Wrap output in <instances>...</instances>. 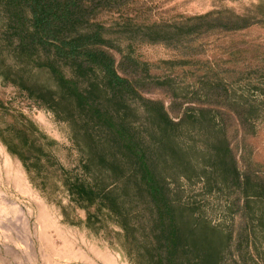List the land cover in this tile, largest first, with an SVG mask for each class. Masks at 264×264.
<instances>
[{
  "label": "rangeland",
  "instance_id": "obj_1",
  "mask_svg": "<svg viewBox=\"0 0 264 264\" xmlns=\"http://www.w3.org/2000/svg\"><path fill=\"white\" fill-rule=\"evenodd\" d=\"M85 6L93 9L85 25L101 28L99 49L113 58L117 74L172 122L181 121L173 138L206 150V123L193 112L209 111L224 122L237 170L249 178L247 192L264 188V0H96ZM9 27L0 4V128L11 113L22 112L45 136L35 145L52 157L43 168L49 178L31 185L0 144V264H150L153 234L147 215L136 211L138 201L112 190L125 217L123 240L121 217L109 201L96 198L105 201L100 212L84 209L58 178L52 164L87 183L98 181L81 170L78 147L85 145L65 105L56 109L38 99L40 90L55 89L37 67L50 54L21 55ZM190 159L197 170L199 158ZM167 182L216 240V264H264V198L245 197L232 185L209 191L197 181Z\"/></svg>",
  "mask_w": 264,
  "mask_h": 264
},
{
  "label": "trees",
  "instance_id": "obj_2",
  "mask_svg": "<svg viewBox=\"0 0 264 264\" xmlns=\"http://www.w3.org/2000/svg\"><path fill=\"white\" fill-rule=\"evenodd\" d=\"M95 1L0 0L16 37L17 52L31 55L40 49L50 54L37 67L47 71L55 89L40 90L38 99L56 109L59 103L65 105V113L76 123L85 145L78 147L83 155L81 170L85 176L91 174L103 181L87 183L57 164L52 167L77 197L78 206H95L100 212L105 201L102 204L96 198L110 202L121 217L123 240L127 233L125 217L115 204L112 190L118 187L125 199L138 201L136 211L147 215L153 234L150 264H216V240L197 218L187 214L188 208H194L181 204L167 181H197L209 191L232 185L245 197L252 194L260 199L264 198V188L247 192L249 178L237 170L225 139L224 122L213 120L209 111L193 112V117L206 123L202 138L206 150L180 145L173 138L181 121L172 122L158 103L138 96L132 83L117 74L113 58L99 49L105 44L101 28L85 25L93 10L85 3L94 6ZM58 64L69 68L72 77L67 78ZM39 137L45 136L20 114L13 123L0 128V143L7 151L29 171L43 176L52 155L44 146L35 145ZM196 155L197 170L190 159Z\"/></svg>",
  "mask_w": 264,
  "mask_h": 264
},
{
  "label": "crops",
  "instance_id": "obj_3",
  "mask_svg": "<svg viewBox=\"0 0 264 264\" xmlns=\"http://www.w3.org/2000/svg\"><path fill=\"white\" fill-rule=\"evenodd\" d=\"M23 115V116H25L22 112H17V111H14L13 113H11V115L9 116L10 117V119H11V121H7V120H4V122H3V124H4V127L6 126V125H9V124H11V123H13L14 122V120H15V116L16 115ZM27 117V116H26ZM1 144V143H0ZM5 147V146H4ZM5 149H6V147H5ZM6 151H7V149H6ZM7 153L10 155V156H12L13 158H15L16 160H18V162H19V169H20V172H21V174H22V177H24L25 178V180H26V182L27 183H30L31 185H33L34 184V181L33 180H37V179H39V180H42V179H46L47 177L49 178V176H47V174H45V175H43V176H40L39 175V173L38 172H36V171H34V170H30L29 171V169H28V167L21 161V160H19L18 158H16L15 156H13V155H11L8 151H7ZM59 165V167L60 168H62V166L60 165V164H58ZM63 169V168H62ZM66 171V170H65ZM39 188H42V187H39ZM45 188H43V190H44ZM42 190V189H41Z\"/></svg>",
  "mask_w": 264,
  "mask_h": 264
}]
</instances>
